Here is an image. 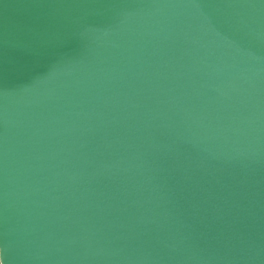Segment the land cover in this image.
I'll return each instance as SVG.
<instances>
[{"label":"water","instance_id":"obj_1","mask_svg":"<svg viewBox=\"0 0 264 264\" xmlns=\"http://www.w3.org/2000/svg\"><path fill=\"white\" fill-rule=\"evenodd\" d=\"M0 264H264V0H0Z\"/></svg>","mask_w":264,"mask_h":264}]
</instances>
